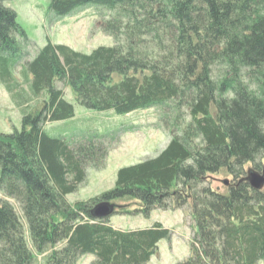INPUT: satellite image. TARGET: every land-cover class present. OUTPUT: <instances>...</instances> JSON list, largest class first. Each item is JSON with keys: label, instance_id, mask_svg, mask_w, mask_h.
Returning <instances> with one entry per match:
<instances>
[{"label": "trees", "instance_id": "trees-1", "mask_svg": "<svg viewBox=\"0 0 264 264\" xmlns=\"http://www.w3.org/2000/svg\"><path fill=\"white\" fill-rule=\"evenodd\" d=\"M6 1L0 44L15 53L20 26ZM85 4L117 12L103 29L118 46L85 55L48 42L28 64L22 130L0 133V190L11 199L19 196L10 184L26 187L27 227L15 206L0 202V264H35L36 252L47 264H76L83 255L96 264H148L171 239L161 224L121 231L95 219L104 202L116 213H131L118 204L131 202L146 217L187 210L197 232L178 264L264 263V189L244 181L247 165L264 168V0H51L49 9L64 16ZM60 85L86 110L117 116L187 100L188 137L174 136L156 158L121 168L112 190L68 205L64 196L86 178L83 161L93 153L45 131L75 117ZM195 136L200 145L191 144ZM220 174L234 178L226 193L210 186Z\"/></svg>", "mask_w": 264, "mask_h": 264}, {"label": "rangeland", "instance_id": "rangeland-1", "mask_svg": "<svg viewBox=\"0 0 264 264\" xmlns=\"http://www.w3.org/2000/svg\"><path fill=\"white\" fill-rule=\"evenodd\" d=\"M50 3L51 0H8L2 4L17 14L20 31L14 35L15 53L5 52L0 44L1 134L9 135L16 130H22L21 96L30 93L31 84L27 66L48 42L65 45L85 55L100 47L118 46L119 40L106 34L103 29V25L114 18L117 12L98 5L85 4L76 7L67 15L57 16L50 11ZM3 74L8 75L6 83L2 81ZM60 86L65 99L75 107V117L65 122L48 124L45 131L50 137L64 139L73 149L85 148L93 153L83 161L87 172L86 178L77 185L76 191L64 196L68 205L73 206L76 202L87 201L112 190L121 168L156 158L168 147L174 136L184 137L186 134L188 137L187 131L192 125V118L187 100L186 103L182 100V104L177 100L155 104L129 115L117 116L112 112L86 110L78 105L69 87ZM200 143L202 138L199 136L191 138V144ZM261 161L264 167V159ZM254 167L253 164H249L246 169ZM225 180H229L230 185L234 182L233 177L220 174L212 176L210 186L214 190L226 193L229 186L223 184ZM10 185L13 186L11 190L19 197L14 195L15 198H8L7 189L2 188L0 202L8 203L5 209L15 206L22 223L26 225L22 211L26 205L25 197L29 196V192L19 183ZM118 204L129 206L132 212L114 214L108 224L114 229L137 231L161 224L171 231V239L160 242L148 264H178L189 257L197 229L187 210H154L146 217L135 213L133 211L135 208H131V202ZM65 244L66 242L59 244L58 249ZM35 254V264H47V254L37 252ZM96 262L97 258L94 255H83L79 256L76 264Z\"/></svg>", "mask_w": 264, "mask_h": 264}, {"label": "water", "instance_id": "water-1", "mask_svg": "<svg viewBox=\"0 0 264 264\" xmlns=\"http://www.w3.org/2000/svg\"><path fill=\"white\" fill-rule=\"evenodd\" d=\"M244 181L248 182L252 189L254 190H263L264 189V168L262 172L256 171L254 169H249L247 176L244 178ZM230 181L225 180L223 184L225 186H230ZM116 213V205H113L108 202L99 204L94 210L95 219H104L112 217Z\"/></svg>", "mask_w": 264, "mask_h": 264}]
</instances>
